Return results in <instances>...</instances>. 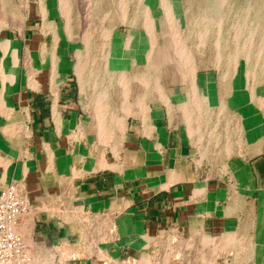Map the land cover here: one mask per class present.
<instances>
[{
    "label": "rangeland",
    "instance_id": "rangeland-1",
    "mask_svg": "<svg viewBox=\"0 0 264 264\" xmlns=\"http://www.w3.org/2000/svg\"><path fill=\"white\" fill-rule=\"evenodd\" d=\"M132 1L131 18L120 17L125 11L121 6L129 4L115 0L100 3L98 12L84 3L85 17L67 20L68 34L62 39H66L68 69L79 86L78 125L67 136L82 139L98 156L114 152L116 160L127 138L149 148L169 140L192 156L188 162L177 161L178 169L191 167L217 177L240 168L220 158L239 157L241 150L249 157L264 152V94L257 93L264 85V32L259 41H248L251 26L246 20L222 17V1L210 8L208 0H186V4L178 0L174 10L166 2L139 9L140 3ZM252 5L258 9L250 12L247 8ZM226 6L234 11L241 7L240 14H259L264 20V0H228ZM154 47V55H148ZM143 64L149 70L155 64L156 71L143 74ZM255 120L259 123L252 124ZM232 192L231 205L245 217L228 227L232 233L227 235L169 226L146 236L135 253L118 256L110 247L114 219L85 213L84 224L73 228V240L78 237L79 243L49 246L41 241L49 257L38 258L31 250L32 232L24 226L19 233L29 260L20 264H52L54 259L61 264L79 256L72 251L75 244L82 255L96 257L89 264H264V218L254 212L258 204Z\"/></svg>",
    "mask_w": 264,
    "mask_h": 264
},
{
    "label": "crops",
    "instance_id": "crops-1",
    "mask_svg": "<svg viewBox=\"0 0 264 264\" xmlns=\"http://www.w3.org/2000/svg\"><path fill=\"white\" fill-rule=\"evenodd\" d=\"M114 1L0 0V193L16 184L19 194L29 199L20 225L30 228V248L38 258L49 257L41 241L68 245L76 237L73 228L84 224L85 213L114 219L110 247L118 256L135 253L138 243L164 227L180 226L191 233L198 228L220 236L232 233L228 227L245 217L231 205L233 190L258 204L254 212L264 218V152L249 157L241 150L239 157L220 158L240 168L217 177L191 167L178 169L177 161L188 162L192 156L169 140L149 148L127 138L116 160L114 152L98 156L82 139L67 136L77 129L79 103V86L68 69L64 43L67 20L85 17L84 3L98 12L100 3ZM136 1L139 9L163 2L175 9L178 2ZM121 2L129 5L123 6L120 17L131 18L133 1ZM73 241L79 243L78 237ZM72 251L79 256L61 264H89L96 258L82 255L77 244Z\"/></svg>",
    "mask_w": 264,
    "mask_h": 264
},
{
    "label": "built area",
    "instance_id": "built-area-1",
    "mask_svg": "<svg viewBox=\"0 0 264 264\" xmlns=\"http://www.w3.org/2000/svg\"><path fill=\"white\" fill-rule=\"evenodd\" d=\"M29 210V202L10 184L0 193V264L26 263L29 252L17 228Z\"/></svg>",
    "mask_w": 264,
    "mask_h": 264
},
{
    "label": "bare ground",
    "instance_id": "bare-ground-1",
    "mask_svg": "<svg viewBox=\"0 0 264 264\" xmlns=\"http://www.w3.org/2000/svg\"><path fill=\"white\" fill-rule=\"evenodd\" d=\"M121 1H123V0H121ZM219 1H222V5H223V12H222V14H220V15H222V17H224V18H226L227 20H229V21H232V22H235L234 21V19H238V20H246L247 22H246V24L248 25V26H251L250 28V30H248L246 33H247V35H248V41H256L257 40V38L258 37H260V35L264 32V25H263V23H264V20H263V17H262V15L260 16L259 14H256V15H254V16H252L251 14H240L241 13V7H238L237 8V10L236 11H234L233 10V6L232 7H229L228 8V6H226V2L228 1V0H208L207 1V4H208V6L211 8V7H213V6H215L216 4H218V2ZM256 1V0H255ZM185 4H186V1H185ZM170 6H171V4H170ZM208 6H207V8H208ZM121 7H123V6H121ZM172 8L171 9H174V7L173 6H171ZM124 8V7H123ZM258 9V7H254L253 5L252 6H248V8H247V10L248 11H252V10H255V9ZM91 9V8H90ZM166 9V8H165ZM187 9V6L185 5V10ZM225 11H228V12H231V13H228V14H224L225 13ZM151 24V23H150ZM134 39V38H133ZM257 41H259V39L257 40ZM262 41V40H261ZM264 41V40H263ZM174 43H175V41H174ZM216 43V42H215ZM259 44H260V42H258ZM262 43H264V42H262ZM261 43V44H262ZM178 45V44H177ZM176 47V46H175ZM156 48L154 47L152 50H151V53H149L148 55H154V51H156L155 50ZM127 51L129 52V51H131V48H129V49H127ZM158 51H160V50H158ZM167 51V50H166ZM168 53V52H167ZM169 54V53H168ZM160 55V54H159ZM115 57V56H114ZM113 57V58H114ZM146 58V57H145ZM187 63V62H186ZM185 65V64H184ZM187 65V64H186ZM115 66V67H114ZM117 66H119V64L117 63V62H115V58L112 60V67H114L113 68V70L114 71H117V69H116V67ZM143 66H144V73L143 74H148V73H150L151 71L152 72H155L156 71V65L155 64H152V68L149 70L148 68H147V64H143ZM150 66V65H149ZM186 67V66H185ZM185 70V69H184ZM123 71V74L124 73H126V71L123 69L122 70ZM118 74H121L120 72L118 73ZM195 77V76H194ZM11 78H15V77H11ZM140 81H141V79H140ZM146 85V84H145ZM203 85H206V87H207V90H211V87L207 84V83H205L204 82V84ZM146 87V90H148L149 89V87L146 85L145 86ZM124 88V87H123ZM260 93L261 95H263L264 94V85H263V87L261 88V89H259L258 91H257V93ZM209 101H210V99H209ZM149 106V105H148ZM141 112H144L142 109L140 110ZM148 112V111H147ZM99 117H100V115H99ZM97 118H98V116H97ZM103 118V117H102ZM102 120V119H101ZM240 122V124H241V120L239 121ZM257 123H259L258 121H256L255 120V122L253 121L252 122V124H257ZM242 126H244V124L242 123L241 124ZM244 128V127H243ZM119 130V129H118ZM251 132H252V130H250ZM243 132H244V130H242V133H240V134H242V136H243ZM123 133V132H122ZM123 141H125V140H123ZM102 159V158H101ZM107 166V165H106ZM25 215H23V217H24ZM22 217V218H23ZM24 230V225H20L19 224V226H18V228H17V233L18 234H20V233H22V231ZM20 232V233H19ZM21 235V234H20ZM22 236V235H21ZM141 243V242H140ZM142 244V243H141ZM49 261V260H48ZM48 261H47V263H48ZM18 264V263H17ZM20 264V263H19Z\"/></svg>",
    "mask_w": 264,
    "mask_h": 264
}]
</instances>
